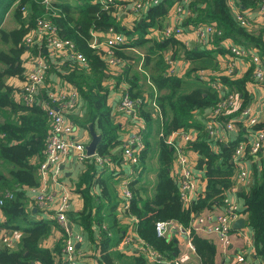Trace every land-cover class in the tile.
Wrapping results in <instances>:
<instances>
[{"label": "trees", "instance_id": "1", "mask_svg": "<svg viewBox=\"0 0 264 264\" xmlns=\"http://www.w3.org/2000/svg\"><path fill=\"white\" fill-rule=\"evenodd\" d=\"M175 1L163 0L149 7L141 19L134 23L133 29H127L113 16V7L104 9L93 0H82L76 7L68 2L51 1L45 4L43 0H0V110L8 113L7 120H0V197L5 190L14 195L2 208L4 229L21 231L16 250L5 246L0 248V264H63L58 259L62 255L63 235L55 222L42 219L24 225L30 215L26 209L25 189L39 184V167L44 160L49 119L40 106L16 102L13 88L5 83L10 77H24L23 54L28 52L30 55L44 56L41 45L35 43L27 48L24 43L25 37L42 20H49L55 25L60 37L69 40L86 59L85 67H79L76 62L71 63V67L67 66L66 69L69 72L61 77L62 81L76 87L84 102L85 115L81 126L90 123L101 136L95 156L84 161L87 169L76 185L83 198V207L80 212L71 215L70 219L88 234L93 225L100 228L105 226L101 228L98 243L101 264L148 263L142 255L127 257L109 252L111 247L122 242L127 227L119 223L117 175L109 172L104 177L96 176L95 158H99L104 167L106 163L121 165L122 161L121 156L113 151L119 145V127L111 118L106 89L102 85L112 75L107 71L104 50L90 47L93 40L103 42L96 34H107L112 30L128 38L127 43L114 48V57L125 62L115 80L116 85L118 82L127 85V94L136 102L137 112L146 125L143 131L145 147L137 162L145 169L149 159L148 151L153 152L151 143L154 139L155 111L160 118V130L156 132L157 170L152 196L142 197L147 188L139 179L125 185L131 195L125 212L136 221L135 232L139 240L166 260H173L178 254L177 241L174 238L158 237L155 232L156 222H174L188 229L195 214L222 207L225 193L234 185L235 164L232 157L237 142L219 143L212 140L204 131V125L194 120L195 112L207 113L221 101L219 92L201 82L198 73L218 68V57L229 54L228 50L219 47L224 40H231L247 49L256 48L264 58V27L255 31L246 30L236 21L233 9L236 8L242 15L257 9L261 0H233V4L229 0H187L189 14L184 23L186 26L212 24L220 31L221 35L212 37L209 42L214 50L186 49L175 37L147 39L152 29H162V19L167 16ZM8 16L14 23L11 28L4 24ZM133 47L142 50L139 52L141 56L122 52L124 48ZM180 54L183 60L190 63L186 80L168 74L169 65L165 58L171 56L176 60ZM130 61L133 64H129ZM218 81L225 91L235 93L239 101L236 110L220 118L224 122L248 104L251 94L246 88L253 81L252 69H248L239 78L221 76ZM254 128H264V117ZM188 130L196 133V140L185 149L188 155H196L194 170L204 174L205 189L188 206H183L177 179L172 175L174 151L165 141L178 131ZM213 146L218 147V152L213 151ZM258 156L259 162L251 164L250 185L238 192V197L243 204L246 226L251 232L255 257L260 264H264V148ZM94 184L99 188L96 195L91 194ZM54 229L60 231L61 237L53 248L42 247V242ZM189 238L198 264H215V245L193 231Z\"/></svg>", "mask_w": 264, "mask_h": 264}, {"label": "built area", "instance_id": "2", "mask_svg": "<svg viewBox=\"0 0 264 264\" xmlns=\"http://www.w3.org/2000/svg\"><path fill=\"white\" fill-rule=\"evenodd\" d=\"M99 3L104 9L113 7V16L118 19L120 12L126 11L124 2L132 4L133 11L143 12L145 14L149 7L159 4V0H93ZM51 0H43L48 4ZM122 2V3H121ZM183 4H187V0H183ZM259 12L264 18V0L260 1ZM181 11V8L176 10ZM188 13V9H187ZM189 14V13H188ZM236 21L242 26H249V21L244 14L235 12ZM194 28L198 43H204L208 37L220 36L221 33L212 24H199ZM162 36L165 38L176 37L182 33L180 26L162 30ZM225 45L229 54L232 56L231 66H235L238 62H247L252 69V77L256 84L264 89V59L259 56L256 48L247 49L233 41H227ZM27 48L37 43L42 46V51L46 52L48 58L39 55L35 56L36 60L32 67L24 73V82L20 92L13 91V98L17 102L32 106L38 105L45 112L49 119V129L45 139L44 160L39 167V184L35 187L28 188L30 193V201L34 203L36 208L48 219L55 222L60 228L63 235L62 255L66 264H77L75 246L82 242L83 236L81 232L75 231L69 220L68 214L71 208V196L62 180L61 166L71 157H74L79 163H83L89 158L86 153V145L73 138V126L67 120V114L72 111L80 99L79 92L73 85L63 82L56 89L46 90L45 96L40 94V87L44 84L47 73L50 69L49 57L69 58L79 64L81 67L86 66V59L78 53L74 45L66 39L60 37L57 28L49 20L39 21L34 30L31 31L24 39ZM127 43L124 35L109 30L105 36V41L99 44L96 40L90 43V47L104 48V59L107 66L116 65L119 60L114 57V48ZM223 43V41H222ZM101 48V49H103ZM41 49V48H40ZM169 65L168 74L172 75L173 60L170 56L165 58ZM199 80L208 84L211 88L219 92L221 101L212 108L206 115L204 131L209 138L219 143L227 142V134L244 127L247 135L245 141L236 144L232 160L235 164V174L233 176L234 185L231 191L240 192L248 188L251 182V171L248 168L251 164L259 162L261 152L264 148V128L255 129L261 119L264 117V92L260 99L248 103L244 108L232 116L230 119L221 122L223 115L230 114L236 110L237 95L227 92L223 89L218 78L214 73L199 71ZM214 76V77H213ZM215 79V80H213ZM122 91L119 98V111L127 115L133 121H142L140 118L136 102L132 101L127 94V85L122 83ZM14 99V100H15ZM154 105V104H153ZM156 108V106H155ZM142 123H144L142 121ZM176 135L179 141H175L172 136ZM3 136V135H2ZM196 140V133L192 131H178L168 137L165 143L172 147L175 155L176 166L180 169V177L178 178L179 195L183 206H188L196 198V175L193 171V163L186 151V146ZM145 144L143 142V134L140 131L133 132L128 135L123 143V158L127 164L136 165L142 149ZM95 156V155H94ZM96 163L101 164L99 158H95ZM124 185V184H123ZM228 190V191H229ZM14 195L12 192L5 190L0 197V218L2 217V208L7 200H12ZM124 201L128 203L131 198L126 187L123 190ZM245 218L242 208H238L235 204L227 205L221 214H213L211 210L204 211L193 216L188 229H183L174 222H156L155 232L158 237L168 238L172 230H178L190 237L191 231L195 234L202 232L208 236H215L221 249H227L232 244L233 235L238 238L243 237L242 231L248 229L245 224L243 229L233 230L231 224L239 218ZM246 221V220H245ZM102 229L105 226L101 227ZM249 230V229H248ZM244 238V237H243ZM190 239V238H189ZM0 241L5 247H11L12 241L6 231L0 233ZM139 245L140 255H142L148 263L151 264H168V260L163 255L156 253L142 243L137 237L135 228L129 229L123 238V243ZM191 244V242H190ZM190 249L194 250L192 244Z\"/></svg>", "mask_w": 264, "mask_h": 264}, {"label": "crops", "instance_id": "3", "mask_svg": "<svg viewBox=\"0 0 264 264\" xmlns=\"http://www.w3.org/2000/svg\"><path fill=\"white\" fill-rule=\"evenodd\" d=\"M82 0H54L52 1L53 3H63V2H68L72 7H76L77 4H80ZM120 1H126V0H120ZM163 0H159V4ZM121 2V3H122ZM230 4H233V0H229ZM122 4H125L126 6V11L123 13L120 12L118 15L117 21L122 23L123 27L127 29H133L134 23L137 20H140L141 17L144 15L143 12H136L133 11L132 4L128 2H124ZM178 8H181L180 12H177L176 10ZM234 11L238 12L236 8H234ZM245 18L247 21H249L250 27L252 25H255V29L257 28H263L264 27V18L259 12L258 8L255 10L251 11H246L244 13ZM188 18V13H187V7L186 4H183V1L176 0L172 7L169 9V12L167 16L162 19V29L159 30H154L152 29L150 33L147 35V39H154V38H160L162 37V30L165 29L166 27L169 28H174L177 26H180L182 33L177 35L175 39L179 41V43L184 46L186 49H212L214 50V47L209 44L211 41V37H208L204 43H198L196 35L194 33V28L191 26H186L185 21ZM127 26V27H126ZM98 37L102 38V43L105 41V36L106 34H96ZM94 39H96V36L93 35ZM125 37V36H124ZM127 38V37H125ZM128 39H126L127 41ZM230 41V40H227ZM99 42V41H97ZM99 43V44H102ZM227 45V42L221 43L219 45L220 48H223L225 50ZM103 48L101 45L99 49ZM104 50V48H103ZM142 50L133 47V48H124L122 52L124 53H131L135 55H140L139 52ZM259 56L260 52L258 51ZM43 55L48 58V55L46 52H43ZM176 60L171 57L173 60V65H172V71L173 75L178 77V78H183L187 79V73L188 69L190 68V63L183 60L182 54L179 55ZM138 57V56H137ZM142 58V57H141ZM262 58V56H261ZM22 59V65L25 69V73L32 67V64L36 60V57L34 55H30V53H25L21 57ZM264 59V58H262ZM138 60V59H136ZM50 61V69L47 73V76L45 78L44 84L40 87V94L42 97L45 96L46 90L49 89H56L58 88L63 82L61 77L68 72H66L67 66L69 68L71 67L69 64L75 63L74 61H71V59L64 58L63 56L60 58H54V57H49ZM232 61V56L230 54H227L225 57H218V68L216 70L208 71V70H203L207 73H214L215 77L219 78L221 76H228L231 77L233 76L234 78H239L243 74L246 73L248 69H250L249 65L247 62H238L236 63L235 66H231L230 63ZM141 60L139 62L140 66ZM129 64H133L132 61L129 62ZM125 66V62L122 60H119V62L116 65L113 66H107V71L109 74H111L112 78H106L102 85L106 89V95H107V105L111 109V118L113 122L119 127V132H118V140H119V145L114 148V153L117 155L121 156L122 161L121 165L116 164V163H106L105 167L102 166V164L95 163L97 165L96 168V176H107L109 175V172H113V175H117L119 184H118V196H119V209H118V217H119V223L127 227V231L129 229L135 228L136 221L126 214V208L128 206V203L124 201L123 198V190L125 189V185L129 182L135 181L137 179L140 180V183L145 185V188H147L146 194L142 193V197H151L153 194V189L155 186V173L157 170V164H156V155H157V139L158 135H156V132L160 130V118L159 114L157 111H155L153 117L155 119V123L157 124L156 127L154 128V139L153 142L151 143L152 146V151H148V164L147 168H143L141 165H133V164H127L126 161H124L123 158V143L127 139L128 135L132 134L133 132H137L141 130V133L143 134L144 129L146 128L145 123H142V121H133L131 118H129L127 115L124 113L120 112L118 107H119V102H120V92L122 91V88L120 87L121 84L118 82L116 85L117 81L115 78L121 73L122 69ZM80 67V66H79ZM202 71V70H201ZM25 76V75H24ZM193 76V75H192ZM214 77V76H213ZM24 82V77L22 79H19L17 77H10L7 78L5 83L13 88V91L15 93H18L21 91L22 86ZM248 92L251 94L250 100L248 103H252L253 101H256L260 99V96L263 95L264 89L260 85L256 84L254 80L247 85ZM15 99V98H14ZM16 101V99H15ZM17 102V101H16ZM149 102V100H148ZM19 103V102H18ZM239 101L237 99L236 107L238 106ZM208 113V112H207ZM206 112L204 111H197L194 113V120L201 124H205V118L207 115ZM85 115V105L80 98L78 100V103L76 107L70 111L67 114V120L72 124L73 126V138L77 139L78 141L83 142L86 146L89 144L91 141V137L89 134V129L88 126L90 125L87 124L85 127L81 126V122L84 119ZM159 124V125H158ZM159 127V128H158ZM94 128V126H93ZM241 130H236L234 132H230L227 134V142H234L236 141L237 143L240 141H245V137L247 135V132L245 131L244 127L241 126ZM95 130V128H94ZM189 131V130H188ZM96 132V131H95ZM97 135H99L96 132ZM170 137V136H169ZM172 138L175 141H179V138L176 135H173ZM213 151L218 152V147H212ZM94 157V156H93ZM189 158L191 159L193 165L195 166V159L196 155L193 153L189 154ZM96 162V160H95ZM248 168L251 171V165L248 166ZM87 167L85 166L84 162L79 163L74 157H71L66 163H64L61 166L62 170V180L66 186V188L70 192L71 196V208L68 214L69 220L71 221L73 225V229L75 231L81 232L83 236V240L81 243L77 244L75 246L76 250V260L77 264H101L100 262V253L98 249V243L101 237V228L93 225L90 233L88 234L84 229L81 228V226L77 225L75 222H73L70 218L71 215L78 213L81 211L83 207V198L81 196V193L77 190L76 185L80 182V178L83 175V173L86 171ZM194 174L196 175V193H200L205 189V177L204 174L201 172H195L194 167H193ZM172 175L178 180L180 177V169L178 166H176L175 160L172 166ZM124 184V185H123ZM84 189V188H82ZM81 189V190H82ZM99 191L98 185L94 184L91 187V194L96 195ZM25 201L27 203L26 209L30 211V215L28 216L27 222L24 223V225H29L32 221H38V220H50L48 219L45 215L40 213V211L36 208L34 203L30 201V193L29 189H25ZM229 204H235L237 205L238 208H243L242 201L238 197V192L234 191H227L224 195V203L221 208H215L211 210V213L213 214H221L224 208L229 205ZM5 222V217L4 214H2V217L0 218V233L3 231H6L12 241V246L9 247L12 250H16L19 246L20 243V238H21V231H10L7 227V229H4L3 223ZM21 222V221H18ZM17 225V224H16ZM104 226V225H103ZM60 230V228L58 227ZM61 231V230H60ZM60 231L54 229L50 236L42 242V247L51 249L53 248L54 244L57 242V240L61 237ZM126 231V232H127ZM243 237L238 238L237 235H233L232 239V244L227 248V249H221L217 238L215 236H208L205 235L202 232H197L196 235H198L201 238L207 239L211 241L215 247H216V258H215V264H260L259 260L255 257V250L252 244V236L250 230L247 228L242 231ZM171 235L168 238H174L177 241V249H178V254L175 259L170 260L168 264H198V258L194 252V250L190 249V239L187 237L185 234L178 230H172ZM3 247V244L0 241V248ZM109 252L112 255L116 254H121L125 255L127 257H134V256H139L140 251H139V245L135 242L134 244H125L122 242L118 246L111 247L109 249ZM60 261H62L63 264H66L64 261L63 255L58 257ZM148 263V262H147ZM38 264V263H36ZM151 264V263H148Z\"/></svg>", "mask_w": 264, "mask_h": 264}, {"label": "water", "instance_id": "4", "mask_svg": "<svg viewBox=\"0 0 264 264\" xmlns=\"http://www.w3.org/2000/svg\"><path fill=\"white\" fill-rule=\"evenodd\" d=\"M88 129H89L91 141L86 146V153H87L88 157H93L95 155V150H96L97 144L99 143V141L101 139V136L96 134L92 124H90L88 126ZM174 157H175V155H174ZM197 215L198 214H195V217H197ZM245 224H246L245 218L242 217V218H239L236 221H234L231 224V228L233 230L243 229L245 227Z\"/></svg>", "mask_w": 264, "mask_h": 264}, {"label": "rangeland", "instance_id": "5", "mask_svg": "<svg viewBox=\"0 0 264 264\" xmlns=\"http://www.w3.org/2000/svg\"><path fill=\"white\" fill-rule=\"evenodd\" d=\"M51 1H54V0H51ZM60 1V0H59ZM4 24H6V27H9V28H11V27H13L14 26V23H13V21H12V19H9V16L7 17V19H6V21L4 22ZM121 25H123L122 23H121ZM127 27V26H126ZM245 29L246 30H248V31H255V30H257V29H255V25H252L251 27H250V25L249 26H246L245 27ZM126 39H128V38H126ZM7 120L8 119V113H6L5 111L3 112V111H1L0 110V120L1 121H3V120ZM156 123H154L153 124V128H155L156 127Z\"/></svg>", "mask_w": 264, "mask_h": 264}]
</instances>
